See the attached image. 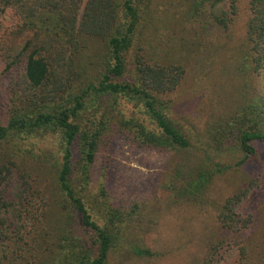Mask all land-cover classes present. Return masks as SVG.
Returning a JSON list of instances; mask_svg holds the SVG:
<instances>
[{"label":"rangeland","instance_id":"374dc122","mask_svg":"<svg viewBox=\"0 0 264 264\" xmlns=\"http://www.w3.org/2000/svg\"><path fill=\"white\" fill-rule=\"evenodd\" d=\"M131 2L139 15L138 24L126 54L127 70L115 81H131L137 53L152 66L184 68L180 83L160 98L167 118L185 135L189 147H138L127 131L117 126L119 113L113 111L116 116L109 118L113 124L102 133L84 195L98 224H102L98 205L102 206L103 201L127 216L128 220L116 230L123 236L111 250L108 264H199L211 248L215 249L213 264H264V142L256 143L255 154L245 159L234 129L246 127L251 113L256 115V109L264 103V70L253 71L243 57L247 1L241 0L227 29L215 18L229 9L227 3ZM117 3L122 17V2ZM84 4L85 0L80 4L81 11ZM14 19L6 13L3 26L14 25ZM3 54L0 52V121L5 119L14 97V84L22 87V66L4 70ZM105 57L104 39L84 40L81 49L75 51L70 74L77 88L98 82ZM105 108L111 109L106 102L101 110ZM119 111L124 118L145 119L141 109L124 100ZM239 118V125H233ZM36 143L43 153L48 149L45 145H52ZM56 152L52 148L50 156L44 155L41 167L43 158H35L39 152L23 157L27 160L18 173L31 172L27 174L30 188L18 213L13 212L16 217H9L10 222H16L19 215L23 220L12 225L13 229H0V264L60 262L58 244L63 232L43 226L50 204L58 201L51 197L57 193L53 175ZM203 175L210 176L200 186L199 176ZM233 196L239 197L233 212L247 226L228 233L217 213L224 200ZM23 208L28 210V219L21 215ZM75 227L71 230L94 249L90 233ZM60 245L67 247L65 242ZM134 248L147 249L153 256L138 257Z\"/></svg>","mask_w":264,"mask_h":264},{"label":"trees","instance_id":"16d2710c","mask_svg":"<svg viewBox=\"0 0 264 264\" xmlns=\"http://www.w3.org/2000/svg\"><path fill=\"white\" fill-rule=\"evenodd\" d=\"M200 1L229 5L227 11L222 10L215 17L223 29H227L241 2ZM246 1L249 16L243 57L253 71L260 73L264 70V0ZM82 2L0 0V52L4 53V70L12 71L22 66V87L14 84V97L5 119L0 121V229H13L12 225L23 220L19 215L16 222L9 221V217H16L13 212L18 213L30 188L27 174L31 172L18 173L20 165L27 160L23 157L39 152L35 158L42 159L56 148L53 175L57 193L51 197L58 201L50 204L53 211L49 209L43 226L63 232L59 243L65 242L67 247L58 244V264H108L111 250L123 236L116 230L128 219L122 210L103 201L102 206L98 205L102 220V224H98L84 202L102 133L113 124L109 118L115 117L113 111H117V126L126 130L138 147L186 150L189 142L167 118L165 104L160 98L180 83L185 69L179 65L152 66L137 53L131 81H115L129 65L126 54L138 24L137 9L131 0H121L123 15L120 17L117 0H85L81 11ZM8 12L15 17L16 23L7 27L3 26V18ZM95 37L105 42L101 77L96 84L77 88L74 78L70 77L75 51L81 49L85 39ZM122 100L141 109L145 119L124 118L119 111ZM105 102L110 110H101ZM256 113H251L246 127H234L237 130L235 139L245 159L255 154L256 143L264 142V103L258 106ZM241 119L234 120L233 125H239ZM36 142H50L52 148L44 144L48 149L43 153L36 148ZM44 158L40 167L44 165ZM209 176H199L201 184L198 185L204 186ZM104 194L101 188L100 195ZM238 201L239 197H230L218 208L217 219L228 233L240 232L247 226L246 221L233 212ZM21 215L28 219V210L23 208ZM75 225L90 233L94 249L71 230ZM241 250L244 257L243 247ZM132 251L138 257L153 256L143 248ZM214 256L215 249L211 248L199 264H213Z\"/></svg>","mask_w":264,"mask_h":264}]
</instances>
